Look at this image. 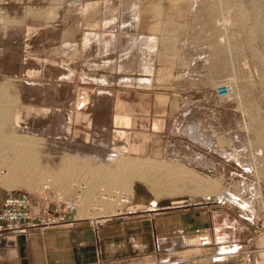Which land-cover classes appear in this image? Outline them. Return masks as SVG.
<instances>
[{"label":"rangeland","instance_id":"obj_1","mask_svg":"<svg viewBox=\"0 0 264 264\" xmlns=\"http://www.w3.org/2000/svg\"><path fill=\"white\" fill-rule=\"evenodd\" d=\"M0 137L4 191L75 222L209 201L217 243L162 257L264 264V0H0Z\"/></svg>","mask_w":264,"mask_h":264},{"label":"crops","instance_id":"obj_2","mask_svg":"<svg viewBox=\"0 0 264 264\" xmlns=\"http://www.w3.org/2000/svg\"><path fill=\"white\" fill-rule=\"evenodd\" d=\"M253 148L262 164L264 144ZM5 194L0 188V204ZM31 197L34 204L51 207L37 196ZM156 205L150 201L143 213L104 221L66 219L43 230L0 231V264H218V256L212 255L216 251L209 252V262L192 263V258L199 259L196 255L177 260L162 257L166 250H185L197 241L217 243L214 204L193 201L166 209Z\"/></svg>","mask_w":264,"mask_h":264},{"label":"built area","instance_id":"obj_3","mask_svg":"<svg viewBox=\"0 0 264 264\" xmlns=\"http://www.w3.org/2000/svg\"><path fill=\"white\" fill-rule=\"evenodd\" d=\"M215 100L228 104L232 102L233 86L231 82H221L215 92ZM47 188V184L44 185ZM49 191L44 193L43 199H49ZM56 195L53 207L38 206L33 203L31 194L24 189H8L0 206V231L5 234L15 233L25 228L28 231L43 230L50 225L64 222L69 219L68 213L61 209V195ZM54 199V197L52 196Z\"/></svg>","mask_w":264,"mask_h":264},{"label":"bare ground","instance_id":"obj_4","mask_svg":"<svg viewBox=\"0 0 264 264\" xmlns=\"http://www.w3.org/2000/svg\"><path fill=\"white\" fill-rule=\"evenodd\" d=\"M232 86H233V84H232ZM234 91V90H233ZM183 133H185V134H188V135H190V136H193V138L196 140V141H198V142H201V143H203V144H212V140H211V138L208 136V135H204L203 136V134L202 135H199L198 133H196V128L194 127V124H189V126L187 125V126H183ZM184 134V135H185ZM1 138V137H0ZM15 138V137H14ZM18 138V137H17ZM20 139H17V141H15V142H13V148L14 149H17V144H19V143H22L23 145H28L29 146V144L31 145L32 144V140H30V139H28V138H21V137H19ZM14 140V139H13ZM4 141V140H3ZM210 144V145H211ZM209 145V146H210ZM4 146V145H3ZM3 146H1V147H3ZM23 147V146H22ZM3 149V148H2ZM5 149V148H4ZM25 149V148H24ZM7 150V149H6ZM3 152H5L4 150H3ZM173 152V151H172ZM2 153V152H1ZM3 154H6V153H3ZM176 154H177V152H176ZM1 155V154H0ZM20 156V155H19ZM21 156H22V154H21ZM20 156V157H21ZM190 156H191V154H190ZM189 156V157H190ZM6 157V156H5ZM115 157V156H114ZM121 156H117V157H115V158H117L118 160H119V158H120ZM112 158V157H111ZM193 159V158H192ZM116 160V159H115ZM123 161V159L122 158H120V161ZM117 161V160H116ZM126 161V160H125ZM197 161V160H196ZM72 162V161H71ZM127 162V161H126ZM192 162V161H191ZM141 163V162H140ZM206 163V162H205ZM124 164H125V162H124ZM131 164H132V162H131ZM134 164V163H133ZM194 164V163H193ZM208 164V163H207ZM18 165H20V164H18ZM17 165V166H18ZM127 165V163L125 164V166ZM129 165H130V163H129ZM129 165H128V169H129ZM136 165V164H135ZM206 165V164H205ZM194 166H195V164H194ZM199 166H200V164H199ZM135 167V166H134ZM201 167V166H200ZM22 168V167H21ZM20 168V169H21ZM196 168V167H195ZM93 169V168H92ZM135 169V168H134ZM131 170H133V169H131ZM197 170V169H196ZM199 170V169H198ZM39 172H40V170H38ZM91 172V171H90ZM199 172H202V171H199ZM36 173V172H35ZM62 173V172H61ZM101 173V172H100ZM86 174V173H85ZM105 174V173H104ZM137 174V173H136ZM205 174V173H204ZM208 174V173H207ZM61 175V174H60ZM107 175V174H106ZM114 175V174H113ZM140 175H141V173H140ZM206 175V174H205ZM204 175V176H205ZM105 176V175H104ZM33 180V177H31V179H29V182L30 181H32ZM94 180H95V178H94ZM100 180V179H99ZM28 182V183H29ZM92 182V181H91ZM93 183V182H92ZM86 184V183H85ZM94 184V183H93ZM90 185H92L91 183H90ZM90 185H89V187H90ZM86 186V185H85ZM93 186V185H92ZM91 188V187H90ZM84 190H86V189H84ZM89 192H91L92 193V191H89ZM89 195V194H88ZM87 196V195H86ZM223 196V195H222ZM228 199V198H227ZM95 213V212H94ZM89 216V215H88Z\"/></svg>","mask_w":264,"mask_h":264}]
</instances>
